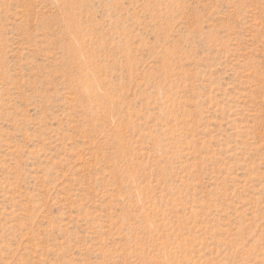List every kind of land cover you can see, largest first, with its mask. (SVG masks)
Listing matches in <instances>:
<instances>
[{
    "label": "rangeland",
    "instance_id": "374dc122",
    "mask_svg": "<svg viewBox=\"0 0 264 264\" xmlns=\"http://www.w3.org/2000/svg\"><path fill=\"white\" fill-rule=\"evenodd\" d=\"M0 264H264V0H0Z\"/></svg>",
    "mask_w": 264,
    "mask_h": 264
}]
</instances>
